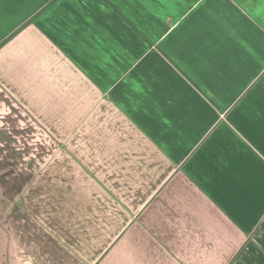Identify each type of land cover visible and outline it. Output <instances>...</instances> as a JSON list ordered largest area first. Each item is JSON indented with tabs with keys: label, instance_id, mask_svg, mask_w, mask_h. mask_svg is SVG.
I'll list each match as a JSON object with an SVG mask.
<instances>
[{
	"label": "crops",
	"instance_id": "1",
	"mask_svg": "<svg viewBox=\"0 0 264 264\" xmlns=\"http://www.w3.org/2000/svg\"><path fill=\"white\" fill-rule=\"evenodd\" d=\"M0 264H264V0H0Z\"/></svg>",
	"mask_w": 264,
	"mask_h": 264
}]
</instances>
